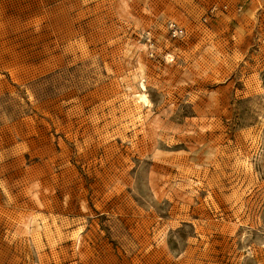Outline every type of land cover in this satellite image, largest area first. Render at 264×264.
<instances>
[{
	"label": "rangeland",
	"instance_id": "374dc122",
	"mask_svg": "<svg viewBox=\"0 0 264 264\" xmlns=\"http://www.w3.org/2000/svg\"><path fill=\"white\" fill-rule=\"evenodd\" d=\"M0 264H264V0H0Z\"/></svg>",
	"mask_w": 264,
	"mask_h": 264
},
{
	"label": "bare ground",
	"instance_id": "6f19581e",
	"mask_svg": "<svg viewBox=\"0 0 264 264\" xmlns=\"http://www.w3.org/2000/svg\"><path fill=\"white\" fill-rule=\"evenodd\" d=\"M139 98H142V99H144L145 97H144V95H143V94H141Z\"/></svg>",
	"mask_w": 264,
	"mask_h": 264
}]
</instances>
